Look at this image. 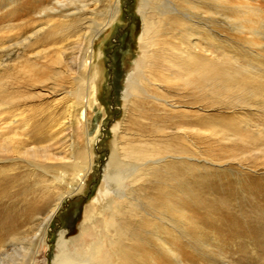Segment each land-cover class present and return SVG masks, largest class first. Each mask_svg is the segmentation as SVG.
Listing matches in <instances>:
<instances>
[{"label":"bare ground","instance_id":"obj_1","mask_svg":"<svg viewBox=\"0 0 264 264\" xmlns=\"http://www.w3.org/2000/svg\"><path fill=\"white\" fill-rule=\"evenodd\" d=\"M64 1L58 4L71 8L63 15V18H70L65 20L67 33L62 37L67 43L71 39L70 43L74 45L71 47L77 49V52L74 49L70 52H75L74 56L71 55L72 61L80 60L87 75L72 77V68H61V56L53 60L57 65L54 75L63 78L65 71L67 76L78 81L75 89L62 91L74 99L63 101L61 111L54 103L46 107L47 112L43 109L38 115L36 111L28 116L25 108L21 109V105L14 103L24 97L9 95L8 91H3L6 90V82H0L2 92L6 93L0 105V154L15 153V157L7 159L25 162L31 169L47 175L50 184L56 182L64 188L58 189L53 203L45 211L29 215L30 223L35 222L33 230L28 232L29 237L18 238L9 234L3 241L0 264H36L34 257L39 254H42L40 264H133L134 248L128 238L133 227L146 226V202L149 206L166 205L163 198L175 193L177 196L182 185L192 187L193 191L195 181L203 187L212 185L213 179L223 174H213L214 169L208 164L236 159L229 157L231 144H245L247 141L238 120L213 107V94L219 84L214 81L215 47L212 49L210 21L214 2H218L220 7L226 4L224 0H185L187 4L191 2V8L200 15L189 18L186 13L179 12L173 0H140L138 14L142 20V31L138 37V54L123 80V118L112 125L111 147L95 204L85 208L79 231L71 239L64 238L62 232L58 233L56 253L53 260H49V224L64 199L81 196L86 188V179L93 173L95 165L92 147L99 132V125L92 130L86 124L88 114L99 106L101 77L99 68H93L96 65L93 64L94 41L104 29L99 27L95 30L92 26L95 20L87 16V13L93 14L87 10L89 1L96 4L97 0ZM258 1L261 2L258 7L242 1L233 4L238 11H253L258 17L264 11V0ZM114 8L112 11L110 7V16L105 22L108 26L114 22L118 12L117 7ZM92 30L94 32L91 33ZM249 32L257 37L264 36V19H261L257 30L249 28ZM65 47L66 44L62 46L61 54L65 55ZM71 63L75 64V61ZM55 85H58L57 81L48 92L52 96ZM40 94L43 93H33L34 96ZM64 98L54 99L60 103ZM79 108V114L73 117ZM213 109L216 113L212 112ZM73 126L75 132L81 133L80 142L85 144L83 150L74 151L79 141L74 142L71 136ZM61 139L64 144L62 150L52 151ZM61 152L73 160L72 176L63 170L68 163ZM49 159L58 162H48ZM7 192L0 190V198ZM29 207L24 209L27 213L32 211ZM26 212H23L25 216H21V220L5 212L4 220L0 217V225L9 221L13 224L18 220V224H23ZM17 243L23 246L10 252L6 250Z\"/></svg>","mask_w":264,"mask_h":264},{"label":"rangeland","instance_id":"obj_2","mask_svg":"<svg viewBox=\"0 0 264 264\" xmlns=\"http://www.w3.org/2000/svg\"><path fill=\"white\" fill-rule=\"evenodd\" d=\"M239 1L255 7L261 4L258 0H224V7L214 2L212 10L214 81L219 84L213 94V107L222 111L223 115L238 120L237 124L247 141L245 144H231L228 154L236 159L208 164L214 169L213 174H223L214 178L212 185L203 187L195 181L193 191L192 187L182 185L177 196L175 193L163 198L166 205L149 206L146 202V226L133 227L128 238L134 248L133 264H264V36L257 37L249 32V28L257 30L261 19H264V11L258 17L253 11H238L233 3ZM59 2L65 3L64 0H0V82H6V90L3 91H8L9 95L26 98L14 103L21 105V109L25 108L28 116L43 109L47 112L46 107L54 103L61 111L63 101L74 99L72 95L62 93L76 88L78 81L71 76L87 75L81 68L80 60L76 61L73 57L75 64H70L74 62L71 55L74 56L77 49L71 47L74 46L70 43L71 39L67 43L62 36L67 33L65 20L70 18H63V15L71 6H60ZM172 2L179 12L186 13L189 18L199 15L191 8V2ZM139 5L140 0H97L96 4L89 1L87 10L93 14L87 13V16L95 20L92 26L95 30L99 27L104 29L94 41L93 64L96 65L93 68H99L101 77L99 106L88 114L86 122L92 130L99 125L92 147L95 165L81 196L64 199L49 224V260L55 256L58 233L62 232L64 238L71 239L79 231L85 208L95 204L111 147L112 125L123 118V80L138 54V37L142 31ZM110 7L112 11L117 7L118 12L114 22L108 26L105 22L110 16ZM64 44L69 49L65 50V55L61 54ZM73 49L75 52L71 54ZM58 56L62 57L61 68H72L71 76L64 71L63 78L55 77L57 65L53 60ZM54 81L58 85L54 86L52 96L48 92ZM37 92L43 94L34 96L33 93ZM5 94L0 86V105ZM60 96L65 98L58 103L55 99ZM78 110L80 108L73 117L79 114ZM212 112L216 113L215 109ZM74 126L71 136L74 142L79 141L74 151L83 150L85 144L80 142L81 133L75 132ZM62 141L58 140L51 150L61 151L64 147ZM61 155L66 156V153L61 152ZM15 156V153L0 154V190L8 191L0 198V217L4 220L2 216L7 213L21 220L27 206L33 212H26L24 226L18 224L19 220L17 224L9 221L0 225V249H3V241L9 234L18 238L29 237L28 232L35 225V222L30 223V216L34 212L45 211L53 203L58 189L64 188L56 182L50 184L47 175L31 169L25 162L8 160ZM65 161L68 164L63 170L72 176L73 160L67 157ZM48 162L58 161L49 159ZM17 244L6 250L10 252L23 246ZM41 259L42 254L34 257L38 264Z\"/></svg>","mask_w":264,"mask_h":264}]
</instances>
